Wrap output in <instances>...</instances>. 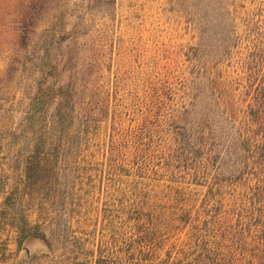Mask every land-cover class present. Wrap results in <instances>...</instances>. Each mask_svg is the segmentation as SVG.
<instances>
[{"label": "rangeland", "instance_id": "rangeland-1", "mask_svg": "<svg viewBox=\"0 0 264 264\" xmlns=\"http://www.w3.org/2000/svg\"><path fill=\"white\" fill-rule=\"evenodd\" d=\"M248 11L264 30V0H0V264L118 263L129 202L173 220L201 204L203 156L172 132L196 139L209 115L248 111L221 57ZM32 97L72 98L59 114Z\"/></svg>", "mask_w": 264, "mask_h": 264}, {"label": "trees", "instance_id": "trees-1", "mask_svg": "<svg viewBox=\"0 0 264 264\" xmlns=\"http://www.w3.org/2000/svg\"><path fill=\"white\" fill-rule=\"evenodd\" d=\"M223 9L230 14L227 5ZM245 14L243 41L240 34L234 43L225 37L221 57L224 65L235 68L238 96L249 97L248 111L242 117L224 111L209 115L196 139L185 130L172 132L178 149L203 156V186L207 189L203 201L197 207L187 205L176 220L170 211L129 202L127 212L136 214L126 215L128 232L117 254L120 260L112 264H264V30L258 27L255 12ZM21 31V45L26 46V21ZM54 89L67 96L74 85L65 81ZM71 98L32 97L29 110L40 112L49 102H58L60 114L63 102ZM77 106L79 118L94 115L92 102L85 97ZM98 115L100 121L107 118L108 106H102ZM200 173L199 168L192 169V175ZM229 188L236 192L228 194ZM177 222L180 225L174 231ZM41 236L48 240L46 232Z\"/></svg>", "mask_w": 264, "mask_h": 264}]
</instances>
